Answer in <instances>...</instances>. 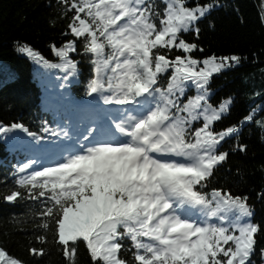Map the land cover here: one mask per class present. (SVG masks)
Returning a JSON list of instances; mask_svg holds the SVG:
<instances>
[{
  "label": "snow or ice",
  "instance_id": "6c2138e0",
  "mask_svg": "<svg viewBox=\"0 0 264 264\" xmlns=\"http://www.w3.org/2000/svg\"><path fill=\"white\" fill-rule=\"evenodd\" d=\"M55 6L60 16L53 26L71 18L65 41L51 44L59 62L24 42L17 49L61 69V88L80 83L87 62L84 95L91 99L76 125L43 121L34 133L23 123L0 122L5 136L22 129L32 138L11 173L18 188L2 198L40 205V243H55L65 264H77L82 244L90 264H264V247L254 259L264 222H254L249 195L211 182L228 159L220 150L226 138L238 139L249 122L264 133V117L255 118L259 106L239 125L215 128L233 98L212 102L213 74L244 57H197L205 49L185 39H199V21L218 0H57ZM245 150L239 143L232 149ZM257 199L264 201V189ZM30 252L43 257L46 249ZM0 264L27 261L0 245Z\"/></svg>",
  "mask_w": 264,
  "mask_h": 264
},
{
  "label": "trees",
  "instance_id": "16d2710c",
  "mask_svg": "<svg viewBox=\"0 0 264 264\" xmlns=\"http://www.w3.org/2000/svg\"><path fill=\"white\" fill-rule=\"evenodd\" d=\"M194 2L190 0V4ZM56 4L57 0H0V122L5 125L23 123L31 132H37L38 123L44 118L42 101L45 95L61 102L85 97L84 84L91 72L87 62L80 65L81 82L66 84L63 89L61 83L42 78L41 73L46 68L17 49V42H24L40 51L47 60L58 61L51 44L65 41L64 32L71 18L58 20L53 26L52 21L60 16ZM199 28L198 40L194 34H185L186 40H195L205 49L203 54L194 53L195 56L202 58L215 53L244 57L238 65L213 74L211 79L213 103L221 98H233L230 114L215 124L216 130L239 125L249 110L257 106L255 118L264 117V0H218V6L199 21ZM80 50L83 51L82 44ZM74 58L82 59L75 55ZM189 93L194 94V89ZM14 130L26 134L22 129ZM3 137L15 140L12 133ZM11 142L0 138V245L27 264H65L55 243H40V236L45 235V230L37 228L42 223L37 217L40 205L23 200L6 202L2 198L18 188L17 178L11 175L18 161L9 150ZM237 143L246 145V150L233 152ZM220 150L228 151L229 156L212 178V184L249 195V203L254 206V222H264V201L257 199V193L264 189V133L254 122L246 123L240 128L239 138H226ZM47 235L51 241L52 233ZM32 247H43L46 254L33 256ZM261 247H264V233L256 236L254 259L257 261ZM128 258H132L131 253ZM77 264H90L83 244Z\"/></svg>",
  "mask_w": 264,
  "mask_h": 264
},
{
  "label": "rangeland",
  "instance_id": "374dc122",
  "mask_svg": "<svg viewBox=\"0 0 264 264\" xmlns=\"http://www.w3.org/2000/svg\"><path fill=\"white\" fill-rule=\"evenodd\" d=\"M64 73L61 69H56V68H46L42 71L41 73V77L42 78H52L54 79L55 81H61L63 80L62 77H63ZM4 134L0 133V138L3 137Z\"/></svg>",
  "mask_w": 264,
  "mask_h": 264
}]
</instances>
